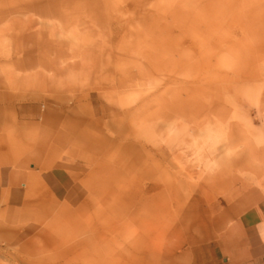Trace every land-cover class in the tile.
I'll list each match as a JSON object with an SVG mask.
<instances>
[{
	"label": "rangeland",
	"instance_id": "1",
	"mask_svg": "<svg viewBox=\"0 0 264 264\" xmlns=\"http://www.w3.org/2000/svg\"><path fill=\"white\" fill-rule=\"evenodd\" d=\"M50 1L54 12L0 20V264H143L142 242L144 264H188L192 244L242 212L231 206L264 197V0ZM97 106L102 121L73 124ZM196 125L221 138L197 147ZM79 131L89 144L62 141ZM57 166L84 186L80 203L52 202L41 176L22 184ZM148 177L162 187L133 186Z\"/></svg>",
	"mask_w": 264,
	"mask_h": 264
},
{
	"label": "crops",
	"instance_id": "2",
	"mask_svg": "<svg viewBox=\"0 0 264 264\" xmlns=\"http://www.w3.org/2000/svg\"><path fill=\"white\" fill-rule=\"evenodd\" d=\"M40 176L49 192H55L57 199L70 204L80 203L84 199V186L67 168L57 166L42 171ZM54 182L61 185L64 193H57L53 188ZM18 189L17 185L12 187L15 203L20 200ZM67 193L78 198L73 200ZM230 209L242 212L236 215L231 213V224L219 232L215 230L213 238L192 244L187 251L188 264H264V197L245 208L234 205Z\"/></svg>",
	"mask_w": 264,
	"mask_h": 264
},
{
	"label": "bare ground",
	"instance_id": "3",
	"mask_svg": "<svg viewBox=\"0 0 264 264\" xmlns=\"http://www.w3.org/2000/svg\"><path fill=\"white\" fill-rule=\"evenodd\" d=\"M8 4V5H7ZM51 1L50 0H28L24 3H21L20 0H0V20L6 18L9 14L12 13H17V12H34V13H39V14H45V13H50V12H54L56 9L50 5ZM38 57L35 56L34 53H29L27 55V57L23 60L25 62H33V60H37ZM59 94H56L55 96L57 97ZM76 108V109H75ZM80 108V104H77L76 107L74 106V110L78 111ZM106 108L104 106H97L96 108L93 107V111H92V115L91 118L89 120H86L85 122L83 121H72L73 124H86L87 127L89 126H94L96 124H98L100 121H102L103 116H105L106 113ZM79 112V111H78ZM214 112L218 117H219V113ZM101 114L102 116L98 117V114ZM48 115H50L52 117V119H54V121L57 123L59 120L62 119V113L61 112H48ZM49 117V116H48ZM47 125V126H46ZM53 122L49 121V122H40L38 123V126L41 127H45L48 130H52L53 128ZM78 125V126H80ZM222 127L218 125L217 128H215V133L211 132L210 129H205L203 127L200 126H194V128H192V130L189 132L188 136L186 137L187 139L191 140L193 142L194 145H196L197 147L201 146L205 141L210 140L211 138H217L220 139L221 138V133L218 132H223V129H221ZM84 130L87 131L86 127H84ZM213 131V129H212ZM84 132L79 131V133L76 134V132L74 133H70L68 136L63 137L62 141H67L68 139L72 140L74 137L79 138V140H85V142H88V138L86 139V137L84 138H80L81 135H83ZM130 133V132H129ZM73 137V138H72ZM224 139V137H222ZM50 139V135L48 136V140ZM55 139V138H54ZM61 138H59L60 140ZM56 140V139H55ZM100 151H104L106 149V147L108 146L107 144V140L105 139V137H103L100 140ZM89 144V142H88ZM125 147H129L131 150H137V151H143L146 149L144 143H142L139 140H136V138H128L126 140L125 143H123ZM8 149L2 145H0V158L2 156H6V154L8 153ZM43 149H35L33 150V152L31 154H33L30 157H34L35 162L38 164V166L40 167L41 170L44 169V165H42V154H43ZM151 151V150H150ZM162 151L160 150H155L154 156L156 158V165H160L163 164L162 161L163 160V156ZM29 156H25L24 159L30 158ZM158 156V157H156ZM136 165L133 166L134 169H136L137 171H140L142 173H150V169H149V164L146 161H137L135 162ZM76 168L81 169L83 167V165H75ZM136 166V167H135ZM149 180L146 181L145 183L142 181H138V182H134L133 186L135 188L138 189H147V190H156L161 188V181L160 180H152L151 177H148ZM40 179V175L39 174H30L29 175V179L28 182H23L22 184L24 186H26L28 188V192H31L30 190H32V187L34 186V183L36 181H38ZM66 182H63V184H66ZM62 184V185H63ZM53 188L56 189L57 193L62 194L64 193V191L61 189V185L59 186V183L54 182L53 183ZM51 194V200L52 202L54 201V198H56V196L54 194ZM67 196L72 198L73 200H76L78 197H74L72 193H67ZM52 204V203H51ZM145 242H142V244L138 245V258L140 260V262L143 264L146 262V257H147V253L149 254V247H146L145 244H143Z\"/></svg>",
	"mask_w": 264,
	"mask_h": 264
}]
</instances>
